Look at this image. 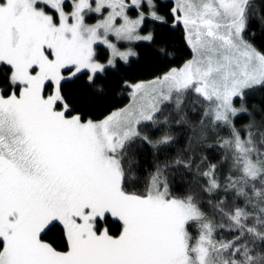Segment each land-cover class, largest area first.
Here are the masks:
<instances>
[{"label": "snow or ice", "instance_id": "obj_1", "mask_svg": "<svg viewBox=\"0 0 264 264\" xmlns=\"http://www.w3.org/2000/svg\"><path fill=\"white\" fill-rule=\"evenodd\" d=\"M0 264H264V0H0Z\"/></svg>", "mask_w": 264, "mask_h": 264}, {"label": "trees", "instance_id": "obj_2", "mask_svg": "<svg viewBox=\"0 0 264 264\" xmlns=\"http://www.w3.org/2000/svg\"><path fill=\"white\" fill-rule=\"evenodd\" d=\"M165 2H167V0H165ZM122 102H125L126 103V100L125 101H122Z\"/></svg>", "mask_w": 264, "mask_h": 264}]
</instances>
